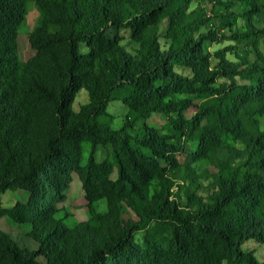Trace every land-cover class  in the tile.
<instances>
[{
	"label": "trees",
	"instance_id": "trees-1",
	"mask_svg": "<svg viewBox=\"0 0 264 264\" xmlns=\"http://www.w3.org/2000/svg\"><path fill=\"white\" fill-rule=\"evenodd\" d=\"M201 1L210 9L0 0V194L28 193L4 214L33 242L0 231V264H264L242 249L264 245V0ZM29 6L38 17L22 61ZM211 20L218 27L206 29ZM220 41L233 43L204 49ZM80 90L87 100L76 109ZM113 101L127 108L118 127L106 111ZM153 114L164 116L160 128ZM187 145L191 159L180 163ZM199 163L214 171L197 172ZM71 172L88 195L85 221L55 206Z\"/></svg>",
	"mask_w": 264,
	"mask_h": 264
},
{
	"label": "rangeland",
	"instance_id": "rangeland-1",
	"mask_svg": "<svg viewBox=\"0 0 264 264\" xmlns=\"http://www.w3.org/2000/svg\"><path fill=\"white\" fill-rule=\"evenodd\" d=\"M196 2L198 4H201L202 6L207 5L205 2H202L201 0H191V6L194 5ZM206 7L208 10L210 9V6H206ZM37 17H38L37 10L33 6H29L25 16V22L20 26L18 30L19 59L22 61L27 60L29 56L33 54V51L31 50L28 43L27 34L32 30L33 26L35 25ZM237 25H240V21H238ZM217 27H218V21L211 20L210 23L206 26V29L217 28ZM164 28H165V24H163L159 30L160 35L164 33ZM118 33L120 36L124 38L123 41L124 43L130 37L129 31L126 29H121ZM232 43L233 42H229V41H220L219 43L206 42L204 44V49L209 53H214L220 50L222 47H225ZM225 56L229 57L228 54H225ZM212 62L216 63V60L213 58ZM86 100H87L86 92L84 90H80L75 99L74 107L77 109L78 106L81 103H85ZM106 111L114 118H116L112 126L118 127L120 124V119L123 118L124 114L127 111V108L120 101H113L107 105ZM192 111H193L192 109L189 110L187 115H190ZM164 122H165V118L162 114H153L148 119V123L157 128H160L161 125L164 124ZM229 142H231V140H229ZM83 147L85 149V144L83 145ZM194 147L195 146L193 145H187L183 152L176 155L177 160L180 163L190 161L191 159L190 153L194 150ZM105 156L106 155L104 149L101 146H99L97 148V154H96L97 163L101 162L105 158ZM202 169H206L210 173L214 171V169L210 167L208 164L199 163L197 165V172H200ZM111 178L112 179L116 178V171H114L111 174ZM66 180H67V184L63 187L58 197L60 198V200H58L55 203V206L56 208L59 209L61 208L66 209L67 212L73 215L75 220L85 221L89 217L87 211L88 195H86L80 177L76 172H71L69 175L66 176ZM203 183L205 184L206 182ZM174 189L176 190V188ZM99 195H101L100 189H96L95 187L90 188L89 196L96 197L97 201L95 202V206L97 207V210L99 212L103 213L106 211V199L103 197H99ZM28 197L29 196L27 192L18 189H11L3 194H0L1 211H3L0 212V231L4 233L6 236H9L12 239H14L20 246L33 248V242L31 241V239H29L26 236L24 231V226L22 224L14 223L7 214H4L5 211H9V213L13 214V211L15 210L17 204L26 201ZM122 215L124 218L132 217L136 219L135 215L130 210L124 211ZM134 240L138 244L143 245L144 232L137 233L134 237ZM242 249L244 251L254 254V256L258 261H264V245L258 244L254 241H248L242 245ZM147 261L148 260H146V262ZM128 264H133V263H128ZM222 264H226V263L223 262Z\"/></svg>",
	"mask_w": 264,
	"mask_h": 264
}]
</instances>
